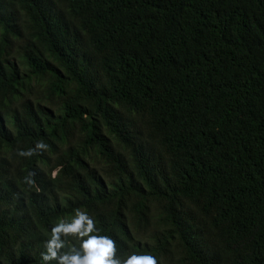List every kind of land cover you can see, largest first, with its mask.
<instances>
[{
    "label": "trees",
    "instance_id": "1",
    "mask_svg": "<svg viewBox=\"0 0 264 264\" xmlns=\"http://www.w3.org/2000/svg\"><path fill=\"white\" fill-rule=\"evenodd\" d=\"M77 209L118 257L264 264V0H0V264Z\"/></svg>",
    "mask_w": 264,
    "mask_h": 264
},
{
    "label": "clouds",
    "instance_id": "2",
    "mask_svg": "<svg viewBox=\"0 0 264 264\" xmlns=\"http://www.w3.org/2000/svg\"><path fill=\"white\" fill-rule=\"evenodd\" d=\"M46 145L36 143L35 149H44ZM21 156L33 155V149L21 151ZM31 183V180L28 181ZM94 221L86 212L74 211L70 221L61 220L50 228L49 238L45 244V252L41 253V264H155L150 255H138L135 252L124 257L116 256L114 242L104 235H97ZM74 237L79 240L78 247H65V238Z\"/></svg>",
    "mask_w": 264,
    "mask_h": 264
}]
</instances>
